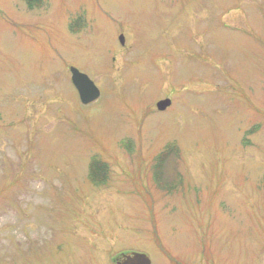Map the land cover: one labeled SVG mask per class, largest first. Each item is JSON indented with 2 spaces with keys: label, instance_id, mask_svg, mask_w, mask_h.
Instances as JSON below:
<instances>
[{
  "label": "rangeland",
  "instance_id": "obj_1",
  "mask_svg": "<svg viewBox=\"0 0 264 264\" xmlns=\"http://www.w3.org/2000/svg\"><path fill=\"white\" fill-rule=\"evenodd\" d=\"M124 251L264 264V0H0V264Z\"/></svg>",
  "mask_w": 264,
  "mask_h": 264
},
{
  "label": "water",
  "instance_id": "obj_2",
  "mask_svg": "<svg viewBox=\"0 0 264 264\" xmlns=\"http://www.w3.org/2000/svg\"><path fill=\"white\" fill-rule=\"evenodd\" d=\"M120 44H123L122 36L119 37ZM71 83L78 93L79 100L83 105L94 102L99 97V91L90 79L84 74L79 73L75 68H70ZM170 106L169 100L157 103V109L164 111ZM116 264H151L149 258L140 253L122 254Z\"/></svg>",
  "mask_w": 264,
  "mask_h": 264
},
{
  "label": "trees",
  "instance_id": "obj_3",
  "mask_svg": "<svg viewBox=\"0 0 264 264\" xmlns=\"http://www.w3.org/2000/svg\"><path fill=\"white\" fill-rule=\"evenodd\" d=\"M98 169H100V167L97 168V167L95 166V164H92L91 167H90V171H91L93 174H95V173L97 172Z\"/></svg>",
  "mask_w": 264,
  "mask_h": 264
},
{
  "label": "flooded vegetation",
  "instance_id": "obj_4",
  "mask_svg": "<svg viewBox=\"0 0 264 264\" xmlns=\"http://www.w3.org/2000/svg\"><path fill=\"white\" fill-rule=\"evenodd\" d=\"M126 252H127V251H124V253H126ZM122 253H123V252H119L118 255L120 256ZM124 253H123V254H124ZM112 260H113V259H111V261H112ZM112 262H113V261H112ZM116 262H117L116 259H114V264H116Z\"/></svg>",
  "mask_w": 264,
  "mask_h": 264
}]
</instances>
